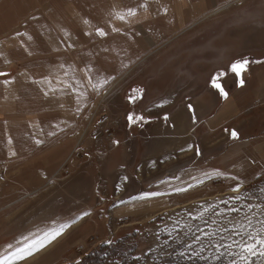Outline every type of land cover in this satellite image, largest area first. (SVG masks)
<instances>
[{
  "label": "rangeland",
  "instance_id": "374dc122",
  "mask_svg": "<svg viewBox=\"0 0 264 264\" xmlns=\"http://www.w3.org/2000/svg\"><path fill=\"white\" fill-rule=\"evenodd\" d=\"M14 2L22 16L32 12L30 0ZM238 5L214 11L162 41L134 43L132 71L118 75L117 85L129 86L126 98L136 96L138 86L145 89L142 98L133 100L136 110L150 113L152 106L144 107L145 103L162 96V91H180L177 104L165 110L167 120L174 110L184 112L190 93L191 101H197V123H189L188 114H183L181 126L161 128L157 116H151L129 129L125 108L117 112L108 106L110 91L96 100V106L89 105L75 149L58 168L46 171V177L24 163L28 155L20 160L0 155V161L9 162L0 169V253L66 224L61 235L17 264L77 261L102 240L118 236L136 246L129 264H167L184 258L189 264H260L259 256L241 261L239 245L264 222V157L253 153L255 144L264 140L246 144L242 154H227L235 139L227 137L220 121L210 123L226 97L206 91L214 77L222 86L220 73H235L233 62L246 59L252 71L241 99L245 105L257 102L252 90H262L253 111L259 110L264 121V81L258 82L255 74L259 66L264 71V0H242ZM4 13H10L7 6ZM99 60V67H105V60ZM234 83L229 92L241 102ZM209 102L212 109L205 107ZM248 117L232 116L225 125L237 126ZM189 147L194 153L184 154ZM237 185L239 191L233 192ZM150 192L161 195H144ZM231 208L238 211H228ZM197 235L200 241H194Z\"/></svg>",
  "mask_w": 264,
  "mask_h": 264
},
{
  "label": "crops",
  "instance_id": "0c3cea01",
  "mask_svg": "<svg viewBox=\"0 0 264 264\" xmlns=\"http://www.w3.org/2000/svg\"><path fill=\"white\" fill-rule=\"evenodd\" d=\"M30 1L28 8L32 12L22 16V8L16 6L14 0L9 2L12 4L0 0V73L5 74L0 76V155L12 160L28 155L24 163L28 162L30 169L39 172L43 178L46 171L58 168L64 157L75 149L78 134L86 122L87 108L92 104L96 106V100L104 97L106 92L111 91L108 106L112 111L125 108L124 123L132 124L129 129H136L134 124H142L151 116H157L161 128L181 126L183 114H188L189 123H197V101H191L190 93L184 99V112L174 110L167 120L165 110L177 104L180 91L175 88L162 91V96L145 103L144 107L152 106L150 113L142 108L136 110L131 98H142L145 89L138 86L137 95L126 98L129 86L117 85L118 75L131 73L134 43L149 45L162 41L182 28L196 25L214 11L242 3V0ZM2 3L9 14L4 13L6 6ZM129 9H134L136 15L128 16ZM119 15H124L125 20L118 19ZM97 29L103 30L105 35H99ZM99 59L105 60V67H99ZM259 67L255 74L258 82H262L264 71ZM251 68L246 67L239 76L220 73L223 76L219 80L227 96L217 112V119L211 117L210 123L220 121L228 138L233 130L238 133L227 154H242L246 144L256 138L263 137L264 140V128H260L264 123L261 113L253 111L262 90H252L257 102L245 105L246 100L241 99V94L247 90ZM102 83V87H94ZM232 83L241 102L229 92ZM206 91L214 92L215 96L220 92L213 86ZM213 106L212 102L205 103L206 109ZM241 113L249 117L237 126L225 125V121ZM129 115L144 119L130 122ZM125 130L128 131L126 126ZM245 131L247 134L243 136L241 133ZM255 145L253 153L264 157V141ZM175 149L177 154H182L180 145ZM192 151L189 147L183 153L192 154ZM54 156L56 161L53 163ZM4 160L0 161V169L9 165Z\"/></svg>",
  "mask_w": 264,
  "mask_h": 264
},
{
  "label": "snow or ice",
  "instance_id": "6c2138e0",
  "mask_svg": "<svg viewBox=\"0 0 264 264\" xmlns=\"http://www.w3.org/2000/svg\"><path fill=\"white\" fill-rule=\"evenodd\" d=\"M128 16H135L136 12L134 9H129L127 12ZM120 20H125L124 15H119L117 17ZM97 33L101 36L105 35L103 30L97 29ZM17 35H20L17 33ZM248 61L246 59L244 60H238L233 62L231 65V69L233 72H235L238 76L240 73L244 70H246V67L248 65ZM5 75L4 73H0V76ZM215 77L213 78V87L219 89L220 94L222 96H227V93L224 91L223 87L215 83ZM8 81H5L7 83ZM103 83H107V81H104ZM103 83L100 85H94V87H102ZM241 83L243 81L241 80ZM131 99H135L134 97ZM189 108L191 109V105H189ZM130 122H135L137 120H143L144 117L142 116H136L133 117L132 115H129L128 117ZM165 119L167 117L165 116ZM231 136L233 139L238 138V133L233 130L231 133ZM240 186L237 185L232 189L233 192H238ZM176 191H184V189H176ZM145 196H158L161 195L159 192H150L145 193ZM236 199H239V196L235 197ZM228 211H238V209L231 208L228 209ZM84 215H87V213H84ZM251 226V225H249ZM67 225H61L58 229H54L49 233H45L43 238L37 237L32 240L26 239L25 242L21 245H18L16 247H13L12 245H9V251L5 253H0V264H17V262H23L27 258L33 256L36 252H38L40 249L44 248L48 243H50L52 240L56 239L61 233L63 232L64 228H66ZM241 231H246V229L241 228ZM201 235H207V236H214V233H203L201 232ZM201 235H197L194 237V241H200ZM239 247L242 249V251L239 253V259L241 261H247L251 257L259 256L260 257V264H264V222L261 223V227L251 233H248L247 240L242 242ZM235 264V262H233Z\"/></svg>",
  "mask_w": 264,
  "mask_h": 264
},
{
  "label": "trees",
  "instance_id": "16d2710c",
  "mask_svg": "<svg viewBox=\"0 0 264 264\" xmlns=\"http://www.w3.org/2000/svg\"><path fill=\"white\" fill-rule=\"evenodd\" d=\"M260 179L261 177H257V181ZM133 232L135 233V230ZM125 238L126 236H118L102 240L94 249L89 250L82 259L65 264H111V260L113 261L112 264H129L128 260L135 258L132 254L135 252L136 246L133 243H125ZM167 264H189V260L184 258Z\"/></svg>",
  "mask_w": 264,
  "mask_h": 264
}]
</instances>
